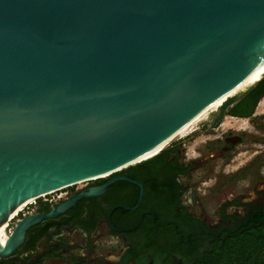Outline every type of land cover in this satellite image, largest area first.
<instances>
[{"label":"water","instance_id":"obj_1","mask_svg":"<svg viewBox=\"0 0 264 264\" xmlns=\"http://www.w3.org/2000/svg\"><path fill=\"white\" fill-rule=\"evenodd\" d=\"M263 61L264 0H0V258L128 178L21 218L6 242L31 196L123 172L207 119L218 128L264 67L218 97Z\"/></svg>","mask_w":264,"mask_h":264},{"label":"flooded vegetation","instance_id":"obj_2","mask_svg":"<svg viewBox=\"0 0 264 264\" xmlns=\"http://www.w3.org/2000/svg\"><path fill=\"white\" fill-rule=\"evenodd\" d=\"M217 138L220 140L214 143L219 150L214 151L213 145L206 146L200 160L186 158L187 153L182 152L180 143H176L141 165L111 177L90 179L55 191L32 214L48 211L52 206L74 199L117 176L128 178L113 181L101 195L79 198L58 217L43 220L31 227L25 242L15 254L18 255L28 243L34 242L46 223L55 221L56 224L34 242L36 248L46 240V247L36 252L34 257L46 254L45 259L56 257L62 259L63 264L80 260L94 264L103 259L106 262H116L115 259H118L117 264H166L170 260L174 264H188L207 250V233L212 235L214 229L233 224H229L225 217L231 215L229 207L237 205L245 208L239 215L244 217L252 207L263 204L259 200L245 201L242 205L238 201H226L219 211L221 217L215 224L200 216L205 210L195 204H200L199 191H207L201 185H208L207 180H211L208 176L212 171L210 165L216 159L228 157L234 151V145L230 147L228 142L241 143L243 134L228 133L226 137L220 135ZM224 139L227 142L221 147ZM198 174H201L199 180ZM108 237L118 238L125 243L120 255H113L115 251L111 247L109 255L92 256L91 252L99 248L100 241ZM178 248L185 251L196 249L197 255L183 256L176 251Z\"/></svg>","mask_w":264,"mask_h":264},{"label":"rangeland","instance_id":"obj_3","mask_svg":"<svg viewBox=\"0 0 264 264\" xmlns=\"http://www.w3.org/2000/svg\"><path fill=\"white\" fill-rule=\"evenodd\" d=\"M244 96L245 94L238 99L235 105L228 108L223 124L219 129L212 127V119H207L198 124L195 127L196 129L193 130L194 132L192 131L189 135L187 134L173 143H180V146L183 147L182 152L187 153L186 158L189 160H200L202 158L200 154L206 151V146L213 145L215 147L214 151L219 150L216 149L217 145L214 143L220 140L217 138L218 136L226 137L228 133L243 134V141L241 143L232 140L228 142V145L231 144L230 147L234 145V151L228 157L224 160L216 159L210 165L212 171L208 176L211 180H207L208 185H201L207 191H199L200 195L198 198L200 199V204L195 205H201L205 213L200 216L214 224L219 221V217H221L219 211L226 201L230 203L238 201L242 205L245 201L256 202L259 200L264 204V97L258 102L252 115L248 117L234 116L233 110ZM226 142V139H224V141H221L220 146L222 147ZM197 176L199 180L201 174ZM45 196L37 199L36 203L32 204L27 211L34 212V210H37L43 204L44 199L50 198L51 195L47 194ZM244 209L243 207L233 205L229 207L228 212L230 214L242 215ZM228 223L232 224V220H228ZM45 241L43 240L37 245L32 252L33 256L36 255V252L46 247ZM124 246L125 243L118 238H103L100 241L99 248L95 252H91V254L92 256L97 254H104L106 256L113 249L115 251L112 252L113 255H120L123 250L121 247ZM111 247L112 249H110ZM26 256V253L19 251L20 258ZM115 260L116 262H106L103 259L95 263L117 264L118 259ZM29 261H22L21 263L28 264ZM63 263L62 259L51 257L45 259L42 264Z\"/></svg>","mask_w":264,"mask_h":264},{"label":"trees","instance_id":"obj_4","mask_svg":"<svg viewBox=\"0 0 264 264\" xmlns=\"http://www.w3.org/2000/svg\"><path fill=\"white\" fill-rule=\"evenodd\" d=\"M263 97L264 78L245 94L239 105L235 106L233 115L239 117L252 115L256 105ZM225 217L232 220L233 224L214 229L212 235L207 233L209 242L207 250L200 253L197 258H193L188 264H264V205L252 207L244 217L237 214ZM55 224V221L46 223L34 242L43 237L47 230ZM34 242L28 243L22 249V252L27 254L26 257L20 258L19 253L18 255L14 254L9 258H2L0 264H22V261L28 260H30L28 264H42L46 254L34 257L32 253L35 249ZM176 251L186 257L197 255L195 254L197 253L196 249L185 251L183 248H178ZM70 264L89 263L80 260ZM166 264L174 263L170 260Z\"/></svg>","mask_w":264,"mask_h":264},{"label":"bare ground","instance_id":"obj_5","mask_svg":"<svg viewBox=\"0 0 264 264\" xmlns=\"http://www.w3.org/2000/svg\"><path fill=\"white\" fill-rule=\"evenodd\" d=\"M264 67V61L263 62H261L260 64H258L256 67H254L253 68V70L244 78V79H242L240 82H238L236 85H234L232 88H230L229 90H227L225 93H223V94H221L219 97H218V99H217V105H218V108H221V106H222V104L235 92V91H237V90H240L244 85H245V83L253 76V75H255L259 70H261L262 68ZM264 78V73H262L258 78H257V80L247 89V90H245L240 96H239V98L241 97V96H243L244 94H246L248 91H250L259 81H261L262 79ZM223 120H224V118H223ZM214 121V119H212V122ZM201 122H199V123H197V124H195V126L192 128V129H190L189 131H187L186 133H184L183 135H181L180 137H178V138H176V139H174V140H172L171 142H169V143H167V144H165V145H163V146H161V147H159L158 149H156V150H154L153 152H151V153H149V154H147V155H145V156H143V157H140V158H138V159H136L135 161H133V162H131V163H129V164H126L125 166H123V167H120L119 169H117L116 171H120V170H124L125 168H128V167H130V166H132V165H135V164H138V163H141V162H144V161H146V160H148V159H150V158H153V157H155L156 155H158V154H160L163 150H165L166 148H168L171 144H173L175 141H177V140H179L180 138H182L183 136H185V135H189V133H191L193 130H195L196 128V126L198 125V124H200ZM222 123H223V121H222ZM222 125V124H221ZM220 125V126H221ZM200 128V127H199ZM213 130V129H212ZM199 131V130H198ZM194 132V131H193ZM111 173H107V174H104V175H102V176H98V177H93V178H90V179H97V178H106L107 176H109ZM90 179H86V180H90ZM86 180H80V181H78V182H74L73 184H75V183H81V182H84V181H86ZM64 187H66V186H64ZM63 187V188H64ZM60 189H62V188H60ZM59 190V189H58ZM55 191H57V190H53V191H49V192H47V193H44V194H41L40 195V197H42V196H45V195H49L50 193H53V192H55ZM39 196H31L30 197V199L27 201V202H25L23 205H21L19 208H17L12 214H11V216L6 220V223H5V226H4V229H3V231H2V233H1V238L3 239V240H5L6 242H8V240H9V238H10V232L12 231V229H11V221H13V220H16V222L19 220L18 219V217H19V214H20V212L22 211V210H24L25 208H27V206L30 204V203H32V202H34V200H37V199H39L40 198ZM17 217V218H16ZM8 229H10V231H8Z\"/></svg>","mask_w":264,"mask_h":264},{"label":"built area","instance_id":"obj_6","mask_svg":"<svg viewBox=\"0 0 264 264\" xmlns=\"http://www.w3.org/2000/svg\"><path fill=\"white\" fill-rule=\"evenodd\" d=\"M53 193H54V192H53ZM49 195H50V194H49ZM43 197H46V196H43ZM43 197H42V198H43ZM39 199H40V198H39ZM36 201H37V200H34V202L30 203V204L27 206V208H25L24 210H22V211L20 212L19 217H18L19 220H21V218H23V217H25V216H27V215H29V214H32V212H28L27 210L29 209V207H30L32 204H35ZM19 220H18V221H19ZM10 223H11V229H13L14 226H15V224H16V220L11 221Z\"/></svg>","mask_w":264,"mask_h":264}]
</instances>
